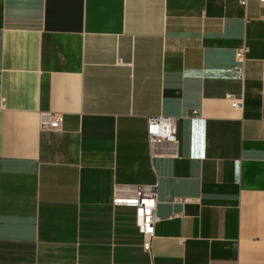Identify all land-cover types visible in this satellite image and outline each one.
I'll return each instance as SVG.
<instances>
[{
  "label": "crops",
  "instance_id": "crops-1",
  "mask_svg": "<svg viewBox=\"0 0 264 264\" xmlns=\"http://www.w3.org/2000/svg\"><path fill=\"white\" fill-rule=\"evenodd\" d=\"M0 264H264V2L0 0Z\"/></svg>",
  "mask_w": 264,
  "mask_h": 264
},
{
  "label": "built area",
  "instance_id": "built-area-1",
  "mask_svg": "<svg viewBox=\"0 0 264 264\" xmlns=\"http://www.w3.org/2000/svg\"><path fill=\"white\" fill-rule=\"evenodd\" d=\"M264 2V0H260ZM246 4L247 0H241ZM249 48L243 45L237 48L235 52L236 70L240 78H244L248 61ZM242 102L235 100L234 106L240 107ZM198 115L197 111L193 112ZM63 114L54 113L42 121V127L48 129H60L63 123ZM179 117L157 115L147 118V136L150 147L154 150L159 144H168L178 148L179 139L177 135V125ZM175 202L183 204L196 201L193 197H176ZM115 206H128L136 210V223L142 236V247L145 251H150L152 240L155 234V224L159 221L156 214L158 198L156 186H141L136 188L130 194L115 193L113 198Z\"/></svg>",
  "mask_w": 264,
  "mask_h": 264
}]
</instances>
